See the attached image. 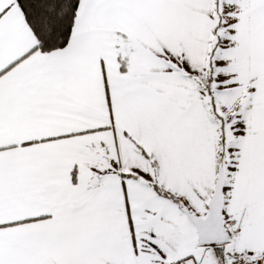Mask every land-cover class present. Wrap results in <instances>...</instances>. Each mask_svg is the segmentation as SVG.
Listing matches in <instances>:
<instances>
[{"label": "snow or ice", "instance_id": "obj_1", "mask_svg": "<svg viewBox=\"0 0 264 264\" xmlns=\"http://www.w3.org/2000/svg\"><path fill=\"white\" fill-rule=\"evenodd\" d=\"M0 264H264V0H0Z\"/></svg>", "mask_w": 264, "mask_h": 264}]
</instances>
